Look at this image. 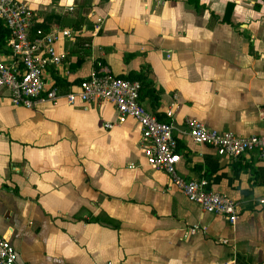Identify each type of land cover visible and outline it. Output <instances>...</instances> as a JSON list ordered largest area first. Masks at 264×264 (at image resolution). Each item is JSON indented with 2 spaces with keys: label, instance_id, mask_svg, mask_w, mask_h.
I'll return each mask as SVG.
<instances>
[{
  "label": "crops",
  "instance_id": "crops-1",
  "mask_svg": "<svg viewBox=\"0 0 264 264\" xmlns=\"http://www.w3.org/2000/svg\"><path fill=\"white\" fill-rule=\"evenodd\" d=\"M21 1L38 23L75 32L57 41L63 63L46 67L48 83L59 78L75 90L97 60L111 74L148 70L155 110L183 147L178 173L207 178L239 211L231 223L189 201L145 163L138 122H118L109 102L14 106L0 88V234L18 261L264 264V160L194 144L185 125L195 118L238 135L264 130V0H199V10L187 0ZM9 52L0 57L8 62ZM141 101L152 111L147 96ZM193 225L200 229L190 233Z\"/></svg>",
  "mask_w": 264,
  "mask_h": 264
},
{
  "label": "built area",
  "instance_id": "built-area-1",
  "mask_svg": "<svg viewBox=\"0 0 264 264\" xmlns=\"http://www.w3.org/2000/svg\"><path fill=\"white\" fill-rule=\"evenodd\" d=\"M161 1V0H156ZM72 9V7H69ZM0 20L9 32L10 48L7 62L0 57V88L9 90L10 101L14 106L33 107L44 100L52 105L61 102L73 104L109 102L117 111V120L133 118L140 126L139 145L145 163L165 172L171 184L178 188L186 198L198 204L207 213L221 214L231 223L238 217L239 202L226 194L209 189L205 177L188 178L178 173L177 164L182 153L177 151L178 139L173 122L159 120L140 100L139 80L116 77L93 67L87 77L78 83L75 90L61 91L54 83H48L44 72L48 65L59 67L63 55L56 52L55 45L60 38L73 37L71 29L57 26L47 30L37 27L34 36L30 30L37 22L30 6L21 0H0ZM102 18L95 19L93 28H101ZM166 115L171 117L172 111ZM264 119V110L262 111ZM115 123L105 122L107 128ZM186 133L197 145L214 148L218 154L236 159L246 153L256 152L264 160V130L250 135H238L231 130H217L208 127L195 118L185 120ZM132 166V164H131ZM264 207V196L258 199ZM193 225L189 232L199 230ZM227 243V239H222ZM0 264H21L17 253L8 238L0 234ZM227 264H243L235 258Z\"/></svg>",
  "mask_w": 264,
  "mask_h": 264
},
{
  "label": "trees",
  "instance_id": "trees-1",
  "mask_svg": "<svg viewBox=\"0 0 264 264\" xmlns=\"http://www.w3.org/2000/svg\"><path fill=\"white\" fill-rule=\"evenodd\" d=\"M187 1L190 4H192L197 10H199L201 8V5L199 4V0H187ZM231 9H232V4H228L226 7V12H225L224 17H223V19L227 22H229V16H230ZM51 17H54V16L51 15ZM50 24L51 23L48 20L44 21L42 23H35L34 26L32 27V29L30 30L31 36L32 35L34 36V32H35V29L37 27H41V28L47 30L50 27ZM8 36H9V32H8L7 28H5L3 22L0 20V52H9L7 49V47H8V45H7ZM97 61L94 64V68H96L97 70H100L98 67ZM112 75H114L116 77H123V78L132 79V80H139V82L141 84L140 100L143 96H145V97L147 96L151 102L152 112L156 115V117L159 120H163L161 118V115L158 112H156V110H155V107L158 105V94L156 93V90L153 86L152 79L149 77V71L148 70L132 72V73H129L127 76L122 75V74H112ZM79 82H81V80ZM55 85L63 92L69 90V88L66 87L69 85V83L68 82L64 83L59 78L55 79ZM62 87L65 90H62ZM182 149H183V147L178 143L177 151L181 152Z\"/></svg>",
  "mask_w": 264,
  "mask_h": 264
}]
</instances>
